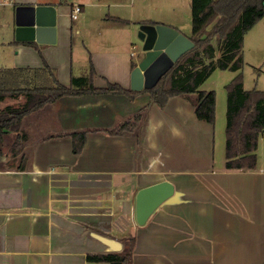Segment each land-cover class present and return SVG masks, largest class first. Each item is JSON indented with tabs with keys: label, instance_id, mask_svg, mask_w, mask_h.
<instances>
[{
	"label": "crops",
	"instance_id": "crops-1",
	"mask_svg": "<svg viewBox=\"0 0 264 264\" xmlns=\"http://www.w3.org/2000/svg\"><path fill=\"white\" fill-rule=\"evenodd\" d=\"M20 4L52 6L56 42L17 41ZM153 8L151 0H0V23L17 43L16 67L46 62L68 85L93 65L97 87H130L140 25L192 32L147 13ZM193 99L174 95L160 107L142 95V136L91 131L81 153L71 135L51 137L36 144L33 170H0V264H110L89 256L129 252L132 264H264V136L254 169L229 170L226 161L214 169L200 155L209 142L212 151L216 127L198 118ZM162 180L176 194L139 225L138 190Z\"/></svg>",
	"mask_w": 264,
	"mask_h": 264
},
{
	"label": "trees",
	"instance_id": "trees-1",
	"mask_svg": "<svg viewBox=\"0 0 264 264\" xmlns=\"http://www.w3.org/2000/svg\"><path fill=\"white\" fill-rule=\"evenodd\" d=\"M264 17V0H192V32L195 47L185 53L152 88L134 90L119 83L94 84L93 65L83 76L63 84L46 62L41 67L0 70V103L7 97L25 96L21 106L0 107V154L9 147V160L0 170H33L34 148L41 140L71 135L74 151L81 153L87 133L111 135L144 133L147 107L142 95L163 107L174 95H193L198 118L215 123L217 95L201 90L216 69L237 71L244 66V37ZM135 66V64H133ZM121 100H125L123 103ZM125 104L130 105L126 106ZM121 113H115L114 109ZM126 108H132L126 112ZM264 136V91H247L243 75L228 84L226 168L254 169L259 140ZM91 261L132 264L126 254L90 255Z\"/></svg>",
	"mask_w": 264,
	"mask_h": 264
},
{
	"label": "water",
	"instance_id": "water-1",
	"mask_svg": "<svg viewBox=\"0 0 264 264\" xmlns=\"http://www.w3.org/2000/svg\"><path fill=\"white\" fill-rule=\"evenodd\" d=\"M52 9L49 5H17V41L56 42V14ZM138 37L142 43V57L131 74L130 87L134 90L154 87L185 53L195 47L188 35L162 23L142 24ZM175 194L176 186L170 180L140 188L136 194V222L145 225L152 214Z\"/></svg>",
	"mask_w": 264,
	"mask_h": 264
},
{
	"label": "rangeland",
	"instance_id": "rangeland-1",
	"mask_svg": "<svg viewBox=\"0 0 264 264\" xmlns=\"http://www.w3.org/2000/svg\"><path fill=\"white\" fill-rule=\"evenodd\" d=\"M154 8L148 10L152 16H164L178 21L184 32H191L192 27V0H151ZM146 10V9H145ZM3 21V20H2ZM1 21V22H2ZM3 22L0 23V70L16 67L20 60L18 55L17 43L12 39V35L7 34L8 27ZM141 26V25H140ZM140 29V27H139ZM139 38V37H138ZM142 47L141 40L137 41V50ZM244 66L241 70L231 71L216 69L212 75L201 85V90H214L217 95L216 103V121L215 131L212 133L213 149L210 151L211 144L201 146L207 148L200 156L203 162L213 161L214 169L221 167L226 161V126H227V101H228V84H230L238 74L243 75V85L245 90L250 91L258 89L264 91V17L261 18L251 28L244 37ZM87 69V67H86ZM82 73V72H81ZM81 75V74H80ZM25 96L7 97L0 103L4 108L8 105L21 106L25 102ZM5 155L9 156V147L6 145ZM197 152L193 148L192 156L196 158ZM190 156L187 152L186 157ZM9 159V158H8Z\"/></svg>",
	"mask_w": 264,
	"mask_h": 264
},
{
	"label": "built area",
	"instance_id": "built-area-1",
	"mask_svg": "<svg viewBox=\"0 0 264 264\" xmlns=\"http://www.w3.org/2000/svg\"><path fill=\"white\" fill-rule=\"evenodd\" d=\"M81 12V6L80 5H76L74 10H73V13H72V16L74 18H78V14ZM136 46H133V49H135Z\"/></svg>",
	"mask_w": 264,
	"mask_h": 264
}]
</instances>
